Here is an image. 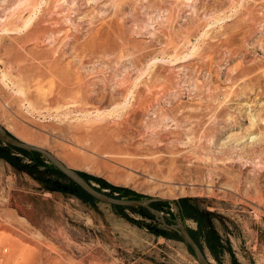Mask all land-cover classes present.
I'll return each instance as SVG.
<instances>
[{"label":"rangeland","instance_id":"rangeland-1","mask_svg":"<svg viewBox=\"0 0 264 264\" xmlns=\"http://www.w3.org/2000/svg\"><path fill=\"white\" fill-rule=\"evenodd\" d=\"M0 125L210 264H264V0H0ZM62 174L0 149V264H200Z\"/></svg>","mask_w":264,"mask_h":264},{"label":"water","instance_id":"water-1","mask_svg":"<svg viewBox=\"0 0 264 264\" xmlns=\"http://www.w3.org/2000/svg\"><path fill=\"white\" fill-rule=\"evenodd\" d=\"M0 141L25 150H33L39 152L44 157H46L51 163H53L55 167L58 168V170H60L68 178H70L72 181L78 184L85 192L90 194L92 197L121 206H136V207L146 208L165 227L175 231L182 238L185 244L189 246V248H191L192 252L194 253L195 257L197 258L200 264H210L203 249L200 247L198 242L192 236L187 225L179 221L176 222L167 221L163 213L158 208L154 207L151 204L152 200L154 199L118 197L115 195L108 194L103 190L98 189L93 183L88 181L79 172V170L66 165L62 160H60L53 152H51L47 148L20 139L16 137L14 134H12L10 131H8L4 126L1 125H0Z\"/></svg>","mask_w":264,"mask_h":264},{"label":"trees","instance_id":"trees-1","mask_svg":"<svg viewBox=\"0 0 264 264\" xmlns=\"http://www.w3.org/2000/svg\"><path fill=\"white\" fill-rule=\"evenodd\" d=\"M7 147H15V146H13V145H10V144H2L1 142H0V149H6ZM16 148H18V147H16ZM20 149H22V148H20ZM23 150H25V149H23ZM33 151V150H32ZM33 152H37V151H33ZM39 153V152H38ZM82 175H84V173L83 172H81V171H79ZM63 175V174H62ZM64 176H66L65 174H64ZM85 176V175H84ZM70 179V178H69ZM71 183L73 184V185H75L77 188H80L81 190H82V192L83 193H85L86 195H90V194H88L87 192H85L78 184H76V183H74V181H72L71 180ZM91 196V195H90ZM139 209H141L142 211H145L148 215H150V216H152L153 214L150 212V211H148L146 208H144V207H140ZM189 247V246H188ZM201 247V246H200ZM190 250H191V248H189ZM192 251V250H191Z\"/></svg>","mask_w":264,"mask_h":264}]
</instances>
